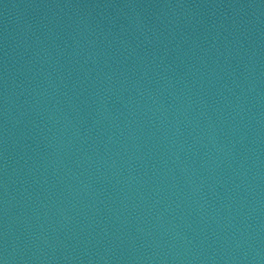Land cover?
<instances>
[{
	"label": "water",
	"instance_id": "1",
	"mask_svg": "<svg viewBox=\"0 0 264 264\" xmlns=\"http://www.w3.org/2000/svg\"><path fill=\"white\" fill-rule=\"evenodd\" d=\"M0 264H264V0H0Z\"/></svg>",
	"mask_w": 264,
	"mask_h": 264
}]
</instances>
